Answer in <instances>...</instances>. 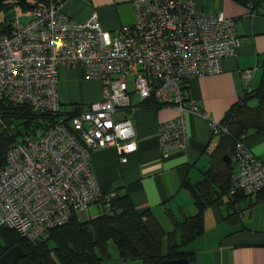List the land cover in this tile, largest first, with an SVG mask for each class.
Here are the masks:
<instances>
[{
  "label": "built area",
  "instance_id": "1",
  "mask_svg": "<svg viewBox=\"0 0 264 264\" xmlns=\"http://www.w3.org/2000/svg\"><path fill=\"white\" fill-rule=\"evenodd\" d=\"M37 1L40 6L26 23L16 16L0 34V101L55 119L41 134L26 135L9 148L0 166V226L29 243L47 239L94 203L110 212L113 196L100 192L91 155L135 138L129 121L116 119L119 111L130 110L133 94L177 112L157 131L163 157L185 149L184 116L202 115L185 96L187 82L221 74L222 60L234 56L241 44L234 19L197 12L192 0H132L134 24L114 34L101 28L95 13L71 22L61 2ZM64 67L79 68L103 86L101 101L66 121L58 94ZM254 71L242 72L247 83ZM209 125L213 135L227 134L226 127ZM234 158L229 198H253L264 189V163L243 137ZM234 208L238 213L237 204Z\"/></svg>",
  "mask_w": 264,
  "mask_h": 264
},
{
  "label": "crops",
  "instance_id": "2",
  "mask_svg": "<svg viewBox=\"0 0 264 264\" xmlns=\"http://www.w3.org/2000/svg\"><path fill=\"white\" fill-rule=\"evenodd\" d=\"M57 1L61 2L62 10L71 22H82L95 13L101 28L111 34L135 22L132 0ZM192 1L197 12L221 13L225 18L234 19L241 44L234 56L222 60L221 74L187 82L185 96L197 103L202 114L186 113L184 116L188 146L163 157L157 131L162 124L175 119L177 112L170 107L146 106L133 94L130 110L119 111L116 119L128 120L135 138L94 152L90 162L102 194L127 196L137 212H151L165 233L175 232L178 244L180 235L176 223L197 214L190 188L202 182L206 172L219 168L220 158L224 165H230L224 161L228 154L217 156L219 136L212 134L209 122L222 125L231 108L241 102L245 91L258 87L261 79L259 64L264 57V0L256 9H250L251 3L247 6L239 0ZM249 69L255 71L247 83L242 72ZM59 76L60 104L74 103L76 108L84 104L82 102L91 105L102 100V92L90 89L100 82L87 79L81 69L64 67ZM76 79L84 82L78 91L75 90ZM129 85L132 91L133 82ZM75 92L79 94L78 98L81 92L87 98L84 95L81 99L75 98ZM248 106L256 107L257 101L250 100ZM243 143L264 163V133L248 134ZM120 157L126 161L120 162ZM232 167L236 169L234 159ZM213 201L203 211L202 235L181 246L180 251L190 254L193 264H264V197L242 199L237 204L238 213L226 196L219 199L213 196ZM77 217L88 219L87 213ZM164 245L166 247V242ZM110 253L111 260L102 264H144L139 260H120L115 248L110 249Z\"/></svg>",
  "mask_w": 264,
  "mask_h": 264
},
{
  "label": "trees",
  "instance_id": "3",
  "mask_svg": "<svg viewBox=\"0 0 264 264\" xmlns=\"http://www.w3.org/2000/svg\"><path fill=\"white\" fill-rule=\"evenodd\" d=\"M239 1L247 6L251 3L250 9H256L261 2ZM15 3L27 7L28 10H35L40 6L37 0L31 8L17 1ZM8 29L9 25L5 26L0 34L6 33ZM259 68L261 79L258 87L250 92L245 91L241 102L231 108L222 123L227 128V134L217 135L219 136L217 156L228 154L230 165H224L220 158L219 168L206 172L204 180L190 188L197 214L176 223L180 244L176 242L175 232L165 233L151 212H137L127 196H113L110 199L109 213L104 212L95 219L85 220L73 216L67 224L52 230L48 238L40 242L29 243L14 231L0 226V236L4 240V246L0 247V256L9 249L20 246L26 257L17 264H102L112 258L109 249L112 243L118 258L122 261L139 260L144 264H162L167 260L186 257L193 263L192 256L182 253L180 247L202 235L203 211L214 203L213 196L217 199L226 196L232 207L239 204L242 199L264 197V189L253 198L244 197L242 194L229 198L228 195L231 178L236 171L232 167L233 159L235 162L236 143L241 141L242 137L244 140L248 134L264 133V57ZM253 99L257 101V106L251 108L248 102ZM143 104L161 107L152 100ZM71 114H74V111L66 117ZM66 117L63 118L64 121ZM54 120L48 115H34L24 106H14L7 101H0V166L4 164L9 148L22 142L26 135L41 134Z\"/></svg>",
  "mask_w": 264,
  "mask_h": 264
},
{
  "label": "rangeland",
  "instance_id": "4",
  "mask_svg": "<svg viewBox=\"0 0 264 264\" xmlns=\"http://www.w3.org/2000/svg\"><path fill=\"white\" fill-rule=\"evenodd\" d=\"M26 3L30 6H32V4L35 3V0H26ZM32 10H28L27 7H23L22 5H18L17 3H15V1L12 0H7L4 2H1L0 5V32L5 28V26H8L10 21H12L16 16H19L21 19L22 23H26L27 22V17H29V15L31 14ZM95 80V79H92ZM131 80V78L129 79V81ZM76 81V87L75 90L78 89V87L80 86V88L83 87V83L79 80H75ZM98 81V80H97ZM100 81H98L99 83ZM100 84V86H99ZM98 85L94 84L93 87H91L90 89L92 91H96V92H102L103 90V86L102 83L100 82ZM78 91V90H77ZM75 94V98H78L77 92L74 93ZM83 95L85 96V98H87V96L85 94H83L82 92L80 93V98L81 99L83 97ZM136 99V97L134 98ZM132 99V101L134 100ZM77 104L80 103L79 101L76 102ZM84 104H81L79 107H86L88 105V102H82ZM61 117L65 118L70 112H72V110L75 108V106L73 105L74 103H61ZM87 218L89 219L90 217L96 215L99 216L101 214L104 213V210L102 208L101 204H92L87 208ZM79 220H81V217H79ZM4 246V240L3 238L0 236V247ZM114 249L113 244L111 243L109 245V249Z\"/></svg>",
  "mask_w": 264,
  "mask_h": 264
},
{
  "label": "water",
  "instance_id": "5",
  "mask_svg": "<svg viewBox=\"0 0 264 264\" xmlns=\"http://www.w3.org/2000/svg\"><path fill=\"white\" fill-rule=\"evenodd\" d=\"M4 1H7V0H0V2H4ZM14 1L23 3L30 8L32 7L26 3V0H14ZM81 109H82L81 107H76L74 108L73 111L79 112L81 111ZM224 161L230 162L229 157L226 156V158H224ZM82 220L84 219L82 218ZM25 257H26V254L24 250L20 246H15L9 249L8 251H6L2 256H0V264H17L19 260L24 259ZM162 264H193V263H191L188 258L184 257V258H179V259H174V260H167V261L162 262Z\"/></svg>",
  "mask_w": 264,
  "mask_h": 264
}]
</instances>
